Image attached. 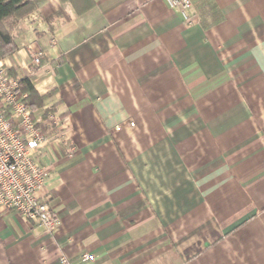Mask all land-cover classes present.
Wrapping results in <instances>:
<instances>
[{"label": "crops", "instance_id": "crops-1", "mask_svg": "<svg viewBox=\"0 0 264 264\" xmlns=\"http://www.w3.org/2000/svg\"><path fill=\"white\" fill-rule=\"evenodd\" d=\"M191 2L189 21L44 0L8 22L61 226L0 209V264H264V0Z\"/></svg>", "mask_w": 264, "mask_h": 264}, {"label": "built area", "instance_id": "built-area-1", "mask_svg": "<svg viewBox=\"0 0 264 264\" xmlns=\"http://www.w3.org/2000/svg\"><path fill=\"white\" fill-rule=\"evenodd\" d=\"M165 1L185 21L191 19V0ZM37 19L32 14L27 21ZM41 55L40 51L33 52L32 68L41 65ZM12 68L4 59L0 60V209L15 211L53 233L60 228L61 220L51 212L50 196L41 195L48 181V169L40 156L49 139L35 120V111L25 104L24 97L18 96L17 89L24 77L19 72L11 73ZM129 125L134 127L135 123ZM94 258L84 255L82 261ZM60 264L72 263L62 256Z\"/></svg>", "mask_w": 264, "mask_h": 264}, {"label": "trees", "instance_id": "trees-1", "mask_svg": "<svg viewBox=\"0 0 264 264\" xmlns=\"http://www.w3.org/2000/svg\"><path fill=\"white\" fill-rule=\"evenodd\" d=\"M44 0H0V60L6 58L17 50L10 31L6 25L10 20L20 19ZM18 96L23 98L25 104L34 111L41 109L46 96H40L28 78L20 80L17 89ZM53 111V110H51ZM45 113V115L48 114Z\"/></svg>", "mask_w": 264, "mask_h": 264}]
</instances>
